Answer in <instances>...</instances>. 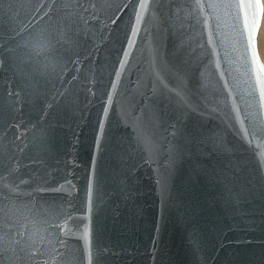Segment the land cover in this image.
<instances>
[{
	"label": "water",
	"instance_id": "water-1",
	"mask_svg": "<svg viewBox=\"0 0 264 264\" xmlns=\"http://www.w3.org/2000/svg\"><path fill=\"white\" fill-rule=\"evenodd\" d=\"M261 0H0V264H264Z\"/></svg>",
	"mask_w": 264,
	"mask_h": 264
},
{
	"label": "bare ground",
	"instance_id": "bare-ground-1",
	"mask_svg": "<svg viewBox=\"0 0 264 264\" xmlns=\"http://www.w3.org/2000/svg\"><path fill=\"white\" fill-rule=\"evenodd\" d=\"M262 1V6H263V12H262V18H261V24H260V29L258 32L259 38L257 37V49L259 56L261 58V61L264 65V0ZM259 45V48H258Z\"/></svg>",
	"mask_w": 264,
	"mask_h": 264
},
{
	"label": "rangeland",
	"instance_id": "rangeland-1",
	"mask_svg": "<svg viewBox=\"0 0 264 264\" xmlns=\"http://www.w3.org/2000/svg\"><path fill=\"white\" fill-rule=\"evenodd\" d=\"M258 38H259V35H258ZM264 38V37H263ZM258 48H259V45H258Z\"/></svg>",
	"mask_w": 264,
	"mask_h": 264
}]
</instances>
